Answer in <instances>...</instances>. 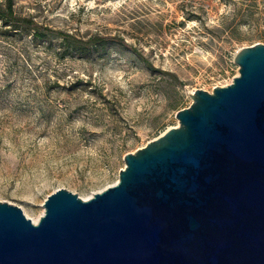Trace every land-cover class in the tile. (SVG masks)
<instances>
[{"label": "rangeland", "instance_id": "1", "mask_svg": "<svg viewBox=\"0 0 264 264\" xmlns=\"http://www.w3.org/2000/svg\"><path fill=\"white\" fill-rule=\"evenodd\" d=\"M11 1L39 26L109 38L70 52L0 20V203L31 221L57 190L87 200L116 184L126 154L177 127L195 91L231 84L236 52L264 45V0Z\"/></svg>", "mask_w": 264, "mask_h": 264}, {"label": "water", "instance_id": "2", "mask_svg": "<svg viewBox=\"0 0 264 264\" xmlns=\"http://www.w3.org/2000/svg\"><path fill=\"white\" fill-rule=\"evenodd\" d=\"M233 62L231 84L189 94L113 186L57 190L35 224L0 203V264H264V45Z\"/></svg>", "mask_w": 264, "mask_h": 264}, {"label": "trees", "instance_id": "3", "mask_svg": "<svg viewBox=\"0 0 264 264\" xmlns=\"http://www.w3.org/2000/svg\"><path fill=\"white\" fill-rule=\"evenodd\" d=\"M0 20L4 21L5 24H10L12 28H15L19 25H23L26 28L34 31V36L36 37H45L47 35H57L62 39L64 51H68L70 49V52L73 50L75 51L78 50V52L81 53L85 51L83 48V46L85 45H92V44L103 45L109 41L108 37H98L97 36V37H94L92 40L83 42L82 40L75 38L71 34L57 32L48 27L39 26L31 19L18 18L14 15L11 0H6V3L4 4V8L0 7Z\"/></svg>", "mask_w": 264, "mask_h": 264}, {"label": "bare ground", "instance_id": "4", "mask_svg": "<svg viewBox=\"0 0 264 264\" xmlns=\"http://www.w3.org/2000/svg\"><path fill=\"white\" fill-rule=\"evenodd\" d=\"M34 224L37 223V221H32Z\"/></svg>", "mask_w": 264, "mask_h": 264}]
</instances>
